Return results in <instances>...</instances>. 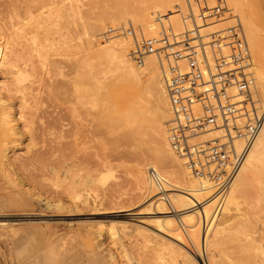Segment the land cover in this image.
<instances>
[{
    "label": "rangeland",
    "instance_id": "1",
    "mask_svg": "<svg viewBox=\"0 0 264 264\" xmlns=\"http://www.w3.org/2000/svg\"><path fill=\"white\" fill-rule=\"evenodd\" d=\"M49 2L0 0L2 41L11 35L13 23L25 24L26 30L33 27L32 16H37L40 10L44 16ZM62 2L61 6L72 4L73 8L63 12L61 36L52 32L40 38L39 48L29 57L34 70L19 84L29 90L2 95L14 113L19 114L23 108L22 113L30 123L25 130L22 122H18L21 136L5 137L0 130V264H21L22 254L30 249L38 256L49 255L53 250L57 262L71 257L77 264H87L100 256L105 264H145L138 259L152 253L158 241L166 243L159 255L166 264L170 263L168 254L172 252L177 264H183L178 246L198 264H212V256L220 264H264V145L238 176L235 191L238 211L231 212L236 217L222 225L229 234L223 246L211 251L208 244L205 250L197 237L199 255L183 232L184 247L157 233V226L150 224L152 221L148 225L139 224L140 220H152V216L147 210L151 197L147 198L136 183L137 169L157 162L158 141L160 137L167 140L172 113L165 106L169 101L157 54L148 53L141 70L130 58L135 46L124 44L122 49V41L131 37L142 39L140 21L149 18L155 19L158 39L162 30L173 34L171 25L164 20L167 11L161 13L158 9L170 8L176 2L182 8L181 23L190 29L184 19L192 12L190 8L194 17L198 16L194 0ZM201 3L206 8L218 6L221 10L216 20L201 26L200 35L207 43L210 35L235 24L242 29L244 19L249 17L241 0H201ZM260 22L264 35V16ZM42 47H47L45 60L38 53ZM112 54L117 59L114 64L107 59ZM122 57L126 65L132 62L138 71L149 69L156 75L150 80L133 79L122 67ZM0 82L13 90L15 80L7 70L0 69ZM145 82L150 83L148 87ZM92 89L95 91L91 94ZM260 98L264 104L261 92ZM32 106L36 110L30 119L28 108ZM172 154L169 158L166 155L165 168L160 165L163 176L166 175L163 169L171 173L178 170L175 161L178 156ZM147 171L146 168L150 180ZM159 192L155 189L156 194ZM84 199L91 200L90 205L84 204ZM118 207L133 210L129 212L132 215L117 219ZM166 208L172 211L170 206ZM69 209L75 212L67 214ZM139 212L142 215L133 216ZM220 212L218 207L212 225L219 223ZM118 221H129L132 228L142 226L144 235L128 234L119 225L111 230L110 223Z\"/></svg>",
    "mask_w": 264,
    "mask_h": 264
},
{
    "label": "bare ground",
    "instance_id": "2",
    "mask_svg": "<svg viewBox=\"0 0 264 264\" xmlns=\"http://www.w3.org/2000/svg\"><path fill=\"white\" fill-rule=\"evenodd\" d=\"M48 1L50 2L45 7L46 11L44 12V16L42 10H40L41 11L40 13H36L37 16L31 15L32 18L35 19V21H33L34 22L33 27L30 28L28 27L29 29L26 30L24 28L25 24L13 23V27H12L13 31L11 35H9L7 39H5L4 41H2L4 39L2 38L3 36L0 37V69L7 70L10 74H12L15 80V83L12 85L13 90L9 88V86L6 85L5 83L0 82V107H1L0 130L2 131V134H4L5 137L9 135L16 136L21 134L18 131L19 121L22 122V128L25 130L29 129L30 122L27 120L25 114L22 113L23 108H20L21 111H19L20 112L19 114L14 113L12 106L6 104L7 101L3 100L2 95L11 94L12 92L24 93L27 90H29V87L27 86L19 87L20 81H24L25 78L29 76V72L34 70L33 69L34 65L32 64L31 59L29 57L32 55L33 51H36L37 48H39L40 38L47 37L48 35L50 36L52 32H55L56 36L58 37L61 36L60 27L62 25L61 19L63 17V12H69L73 8L72 4H70L68 7H65L64 5L61 6V4L63 3L62 0L58 2L53 0H48ZM241 3L244 6L245 10L248 11L247 14L249 16L247 19H244L242 23L243 28L241 29L246 39L249 57H250V66L248 71L253 75V78L255 80L254 98H256V102L260 103L261 108H264V104L262 103V99L260 98V92L261 94H264V35L259 26V23H261L260 21L264 16V0H241ZM23 10H25V8ZM158 10L160 12L167 11L166 16L168 17H166V19L164 20L169 25H171L173 35L182 34L181 32L183 31V29L187 28L183 26V24L181 23L180 16H181L182 8L178 4V2H176L175 5H173L170 8L158 9ZM190 11L193 12L192 8H190ZM192 12L189 13L192 14ZM15 14L16 13H14V15ZM140 24H141L140 29L142 31L143 38H146L147 41H153V42L159 41L157 34H155V31L157 30L158 26L155 24L154 18H149V21L141 20ZM188 27H190L189 24ZM136 41L137 39H135L134 37L133 39L132 37L129 39L128 38L123 39L122 49L125 46L124 44L135 46ZM202 41L203 43H207V41H205V38L203 37H202ZM45 48L47 47H42V50H40L41 48L38 49L39 57L42 60H45L47 56ZM107 59H109L112 64L117 62L116 56L113 54L108 55ZM122 67L125 68V72L130 73L133 79L135 80H139V78L144 79L146 77L148 80H150L151 76L156 75L155 72L154 75H152L149 69L148 70L144 69L142 72L138 71V69L132 65V62L131 64L126 65L124 57H122ZM255 74L259 82L260 91L257 85V79L255 77ZM145 83H147L146 84L147 87L148 84H150L149 82H145ZM94 91L95 89H92L90 90V93L92 94ZM165 106L170 107L169 102H166ZM35 110L36 108L34 106L28 108V111L30 112L29 113L30 119L34 117ZM167 136H168V128H167ZM263 145H264V124L258 138L256 139V141L248 151L244 159V162L242 164V167L240 168L232 184L227 188L226 191L217 192L216 186L211 181L207 180L204 177H197L192 175L185 168L182 160L179 157H177V159L175 160L178 168L177 172L171 173L163 169V171H165L166 173V175L163 176L160 173V168H162L160 167V165L163 167L164 165H167V156L169 158V156L172 157L173 154L169 147L168 141L164 137H160L158 141V149H157L159 154L158 160L156 163H150V165H148L149 167H146L147 169H149L147 173H149L150 180H148V176L146 175L145 166L139 167L136 173V183L138 184L139 188L143 190L145 194H147V198L151 197L150 198L151 200L147 206V210L149 211V214L152 216V220L147 222H145V220H140L139 224L141 223L148 225V222L152 221V223L150 224H155L157 226V231H158L157 233H161V235L163 234L167 236V238L169 237L170 239H172L173 241L184 247L186 241L181 234L183 232L185 234L186 239L188 240L187 242L190 243L189 245H191L193 248H196L199 255H200L199 251H201L199 249L201 248H199L200 243H198L199 246H197V237L200 238L201 245L203 246L202 248H205V250H207L208 244H211L210 245L211 251L215 250L219 246H223L225 237H228L229 234L227 235V228L222 225L236 217V215L232 214L231 212L235 213L236 211H238V203H237V199H235V191L238 186L237 185L238 176L242 171V168L246 165V163L252 160V158H254V156L260 152ZM5 152L6 151H4L3 154H5ZM3 157L6 158V154ZM150 171H153L155 172V174H157L159 183H157L151 178ZM155 189H158V192L161 190L162 191L156 194ZM159 194H161L162 196L157 197V195ZM75 200H79V198H75ZM90 201L88 199H84L83 203L86 205H90ZM166 206H170L172 211L171 212L167 211L168 207L166 208ZM218 207L220 208V210H222V212H220V217L217 216V220L219 221V223L212 225L215 212L218 209ZM132 211L133 210H129V209L124 211L122 210V207H118L117 210L118 216L115 217L121 220L126 219V217L132 215L129 214V212L132 213ZM71 212H75L74 209H69L67 214ZM126 212H128L127 215L122 216V213H126ZM134 215L138 216V215H142V213L141 212L134 213L133 216ZM128 222L126 221H118L113 223L111 222L109 228H111V230H114V228L117 227V225H119L121 231L122 229L124 231L127 230L128 234L137 233L138 235L141 236L144 235L142 226L140 228H132L130 227ZM211 236L212 239H210ZM100 241L101 240H97L98 243H100ZM158 242L154 244L152 253L142 256V258H139L138 261L143 262L145 264H166L165 262L161 261L159 257L160 252L162 248L164 249L166 243L164 244ZM30 250L29 251L25 250L24 254H22V260L20 261L21 264L27 261H30V264H77V262L73 261L71 257H66L63 260L57 262V257L55 256V254L51 253L53 250L49 252V255H45V256H40V255L38 256L34 254L33 251L30 252ZM242 250H244L245 252V249ZM185 251L182 247L178 246V253L183 258V264H198L193 260H190V256H188V254ZM38 253L39 252H37V254ZM172 253L168 254L170 257L169 264H175V263L177 264L178 261L175 257H173ZM211 259H212V264H220L215 261L214 256H212ZM87 264H105V263L101 261V257L99 256L97 257V259L92 260Z\"/></svg>",
    "mask_w": 264,
    "mask_h": 264
},
{
    "label": "built area",
    "instance_id": "3",
    "mask_svg": "<svg viewBox=\"0 0 264 264\" xmlns=\"http://www.w3.org/2000/svg\"><path fill=\"white\" fill-rule=\"evenodd\" d=\"M198 16L184 19L190 29L180 35L162 30L159 41H136L130 55L142 66L148 53L157 54L172 119L167 141L171 151L194 176L224 192L236 178L264 124V108L254 100L255 80L238 24L209 36L201 26L220 16L218 6L194 0ZM151 178L159 183L157 174Z\"/></svg>",
    "mask_w": 264,
    "mask_h": 264
}]
</instances>
